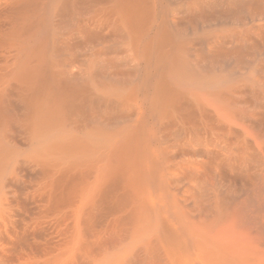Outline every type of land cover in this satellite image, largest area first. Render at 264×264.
Wrapping results in <instances>:
<instances>
[{
  "label": "bare ground",
  "instance_id": "1",
  "mask_svg": "<svg viewBox=\"0 0 264 264\" xmlns=\"http://www.w3.org/2000/svg\"><path fill=\"white\" fill-rule=\"evenodd\" d=\"M0 264H264V0H0Z\"/></svg>",
  "mask_w": 264,
  "mask_h": 264
}]
</instances>
